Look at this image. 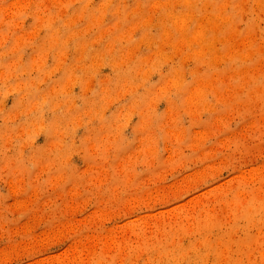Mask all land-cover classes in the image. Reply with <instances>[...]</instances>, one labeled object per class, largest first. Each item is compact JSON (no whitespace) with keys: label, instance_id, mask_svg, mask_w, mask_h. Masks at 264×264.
Listing matches in <instances>:
<instances>
[{"label":"rangeland","instance_id":"obj_1","mask_svg":"<svg viewBox=\"0 0 264 264\" xmlns=\"http://www.w3.org/2000/svg\"><path fill=\"white\" fill-rule=\"evenodd\" d=\"M0 264H264V0H0Z\"/></svg>","mask_w":264,"mask_h":264}]
</instances>
